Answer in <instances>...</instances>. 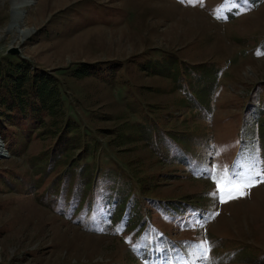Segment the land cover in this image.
<instances>
[{
    "label": "rangeland",
    "instance_id": "rangeland-1",
    "mask_svg": "<svg viewBox=\"0 0 264 264\" xmlns=\"http://www.w3.org/2000/svg\"><path fill=\"white\" fill-rule=\"evenodd\" d=\"M12 3L0 66L60 99L0 105V264H264V183L220 203L207 171L264 169V0Z\"/></svg>",
    "mask_w": 264,
    "mask_h": 264
},
{
    "label": "snow or ice",
    "instance_id": "snow-or-ice-1",
    "mask_svg": "<svg viewBox=\"0 0 264 264\" xmlns=\"http://www.w3.org/2000/svg\"><path fill=\"white\" fill-rule=\"evenodd\" d=\"M209 178L216 184V190L211 195L219 197L220 203H227L230 200H235L247 196L251 188L260 183H264V169L260 168L259 162L254 161L249 165L248 173L243 171L232 170L231 173L227 169L223 170L224 174L218 176L217 167H209L207 169ZM209 242L202 241L197 247L202 252L198 259L205 262L208 261Z\"/></svg>",
    "mask_w": 264,
    "mask_h": 264
},
{
    "label": "trees",
    "instance_id": "trees-1",
    "mask_svg": "<svg viewBox=\"0 0 264 264\" xmlns=\"http://www.w3.org/2000/svg\"><path fill=\"white\" fill-rule=\"evenodd\" d=\"M42 79L39 78V75H35V73L30 75L22 62L12 63V61L8 60L7 66H0V90L5 89V94L0 96V105L5 103L11 110L14 106H19V97L23 91L26 93L33 92L34 96L50 91L51 98L49 100L53 106L51 114L57 115V110H59L58 99L60 98L55 91L52 94L51 89L48 90V83H43ZM6 101L9 102L6 103Z\"/></svg>",
    "mask_w": 264,
    "mask_h": 264
},
{
    "label": "bare ground",
    "instance_id": "bare-ground-1",
    "mask_svg": "<svg viewBox=\"0 0 264 264\" xmlns=\"http://www.w3.org/2000/svg\"><path fill=\"white\" fill-rule=\"evenodd\" d=\"M33 3V0H13L12 3V21H11V26L10 29H15V28H19L20 26H22L23 24V18L25 16V12L24 10H22V8L27 7L29 5H31ZM32 30L31 29H18L17 33L19 35L20 41H24L30 34H31ZM1 143V142H0ZM1 145L3 148V154L4 157L7 156L8 152L5 149L4 145L1 143L0 144V155L2 153V149H1ZM3 154L1 155V157L3 156Z\"/></svg>",
    "mask_w": 264,
    "mask_h": 264
},
{
    "label": "water",
    "instance_id": "water-1",
    "mask_svg": "<svg viewBox=\"0 0 264 264\" xmlns=\"http://www.w3.org/2000/svg\"><path fill=\"white\" fill-rule=\"evenodd\" d=\"M18 48H16V47H13V48H10L9 50H8V52L9 53H18Z\"/></svg>",
    "mask_w": 264,
    "mask_h": 264
}]
</instances>
